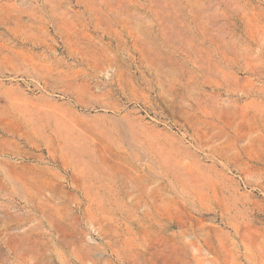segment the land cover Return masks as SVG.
I'll list each match as a JSON object with an SVG mask.
<instances>
[{"label":"rangeland","instance_id":"374dc122","mask_svg":"<svg viewBox=\"0 0 264 264\" xmlns=\"http://www.w3.org/2000/svg\"><path fill=\"white\" fill-rule=\"evenodd\" d=\"M0 264H264V0H0Z\"/></svg>","mask_w":264,"mask_h":264}]
</instances>
